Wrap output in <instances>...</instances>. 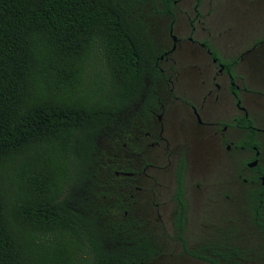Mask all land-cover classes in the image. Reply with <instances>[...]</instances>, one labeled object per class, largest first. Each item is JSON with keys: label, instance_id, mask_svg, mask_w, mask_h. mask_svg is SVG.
I'll return each instance as SVG.
<instances>
[{"label": "flooded vegetation", "instance_id": "1", "mask_svg": "<svg viewBox=\"0 0 264 264\" xmlns=\"http://www.w3.org/2000/svg\"><path fill=\"white\" fill-rule=\"evenodd\" d=\"M115 1L141 43V82L116 112V154L102 162L109 179L87 191L85 210L141 238L147 263L264 264V110L255 95L264 96V69L244 66L264 33L224 61L197 0L191 13L186 0ZM213 163L230 166L236 189L215 194L236 210L221 225H213V186L201 184Z\"/></svg>", "mask_w": 264, "mask_h": 264}, {"label": "trees", "instance_id": "2", "mask_svg": "<svg viewBox=\"0 0 264 264\" xmlns=\"http://www.w3.org/2000/svg\"><path fill=\"white\" fill-rule=\"evenodd\" d=\"M124 7L0 0V264H147L141 238L85 210L95 140L141 82Z\"/></svg>", "mask_w": 264, "mask_h": 264}, {"label": "rangeland", "instance_id": "3", "mask_svg": "<svg viewBox=\"0 0 264 264\" xmlns=\"http://www.w3.org/2000/svg\"><path fill=\"white\" fill-rule=\"evenodd\" d=\"M193 5L194 0H186V5L183 7L184 12L191 13ZM143 9L145 10L144 13H150L149 7ZM198 11L203 16L208 13L206 24L213 33L211 44L213 50H216L224 61H227V58L232 60L236 55L247 51L253 42L264 33V0H200ZM244 66L246 70H251V72L258 67H260L259 71L264 69V44L244 61ZM94 81L100 82V78L89 71L86 82L91 85ZM254 86L261 88V84L258 83H254ZM255 95L260 100L264 110V96L259 92H256ZM115 124L114 121V123L105 125L95 140L99 160L96 185H101L103 181L109 179V175H106L107 173L103 169L102 162L113 159L116 154V147L113 145L111 136ZM230 172V166L224 163H213L211 177L201 178L202 186H213V225H221L231 215H236V210L233 209L232 204L214 201L217 199L215 194L232 193V196H236L234 193L236 189L227 184ZM97 187L95 186V190L99 189ZM75 205L77 206V204ZM201 219L203 220L202 214ZM147 264L183 263L179 260L167 261L163 259L151 260Z\"/></svg>", "mask_w": 264, "mask_h": 264}]
</instances>
